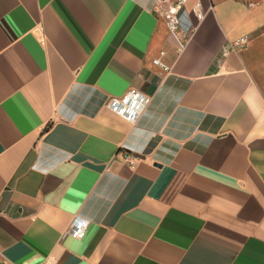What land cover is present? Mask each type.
<instances>
[{
	"label": "crops",
	"instance_id": "1",
	"mask_svg": "<svg viewBox=\"0 0 264 264\" xmlns=\"http://www.w3.org/2000/svg\"><path fill=\"white\" fill-rule=\"evenodd\" d=\"M179 17L175 38L156 0H0V264H264V0ZM131 88L129 119L107 101Z\"/></svg>",
	"mask_w": 264,
	"mask_h": 264
},
{
	"label": "built area",
	"instance_id": "2",
	"mask_svg": "<svg viewBox=\"0 0 264 264\" xmlns=\"http://www.w3.org/2000/svg\"><path fill=\"white\" fill-rule=\"evenodd\" d=\"M188 0H156L158 7V14L165 22L168 31L177 38L180 27L179 12L186 4ZM198 8V6L196 7ZM247 39L240 38L234 42L227 43L222 48V55H227L230 51H234L236 48L241 49L246 47ZM153 64L167 69V67L160 62L159 59L153 60ZM144 104V97L142 94L134 88L129 89L126 94L120 98H110L107 101V106L113 112L119 114L124 118H132L134 113ZM89 225V220L83 217L75 216L72 218L67 228L64 231V235L71 236L72 238L80 239L83 237L85 230ZM45 264H50L46 262Z\"/></svg>",
	"mask_w": 264,
	"mask_h": 264
},
{
	"label": "rangeland",
	"instance_id": "3",
	"mask_svg": "<svg viewBox=\"0 0 264 264\" xmlns=\"http://www.w3.org/2000/svg\"><path fill=\"white\" fill-rule=\"evenodd\" d=\"M230 2V4H239V5H244V4H247L248 1H257V0H227ZM252 42H255V39H248L247 40V44H246V48L247 50H249L250 46H252ZM258 43L262 46L258 52H257V55L254 56V62H255V66L258 70V73H257V80L261 86L262 89H264V38L261 37V39H259ZM256 43V44H258ZM254 44V47L255 45Z\"/></svg>",
	"mask_w": 264,
	"mask_h": 264
},
{
	"label": "trees",
	"instance_id": "4",
	"mask_svg": "<svg viewBox=\"0 0 264 264\" xmlns=\"http://www.w3.org/2000/svg\"><path fill=\"white\" fill-rule=\"evenodd\" d=\"M49 127V125L45 126V130Z\"/></svg>",
	"mask_w": 264,
	"mask_h": 264
}]
</instances>
